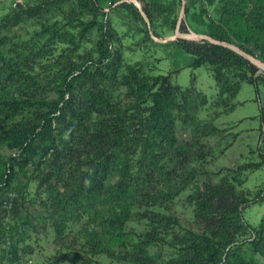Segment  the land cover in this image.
Wrapping results in <instances>:
<instances>
[{"label": "rangeland", "instance_id": "374dc122", "mask_svg": "<svg viewBox=\"0 0 264 264\" xmlns=\"http://www.w3.org/2000/svg\"><path fill=\"white\" fill-rule=\"evenodd\" d=\"M97 2L91 9L89 0H0V132L34 119L30 109L13 114L4 101L57 98L61 73L81 56L96 61L106 30L109 51L121 64L105 81L124 109L134 101L125 83L129 68L144 78L169 75L179 87L173 123L157 132L162 155L152 168L135 167L136 196L113 202L81 196L78 202L60 195L62 182L40 185V155L22 168L21 160L12 162L18 148L0 144V264L168 262L207 221L198 218L197 193L210 184L234 187L249 200L242 209L245 222L256 228L264 223V165L243 168L264 155V66L228 46L245 53L248 48L264 64V0ZM182 20L186 33L179 29ZM78 21H95L85 38ZM204 40L237 52L257 72L231 60L220 74L217 65L191 68L195 56L187 49L197 51ZM253 77L259 94L247 82ZM120 179L116 174L109 184ZM116 213L126 216L123 226ZM164 217L174 220L169 224ZM248 233L241 237V254L250 264H264Z\"/></svg>", "mask_w": 264, "mask_h": 264}, {"label": "trees", "instance_id": "16d2710c", "mask_svg": "<svg viewBox=\"0 0 264 264\" xmlns=\"http://www.w3.org/2000/svg\"><path fill=\"white\" fill-rule=\"evenodd\" d=\"M89 1L91 9L98 7L97 0ZM78 22L82 27L81 38L95 27V21ZM179 29L188 32L184 20ZM71 36L74 41V35ZM111 40L105 30L96 61L81 56L82 62H72L67 72L61 73L57 98L12 99L2 103L13 114L30 109L34 115L32 121L17 123L12 129L0 132V144L19 150L12 162L21 160L24 168L40 155L37 165V170L43 172L40 185L62 182L65 190L60 195L78 202L81 196H104L112 202L136 196L135 167L152 168L164 148L157 132L161 126L173 123L171 112L179 87L171 84L169 75L144 78L140 71L129 68L125 83L132 90L133 105L124 109L115 101L105 80L112 71L117 72L121 58L109 51ZM187 51L195 56L190 65L193 69L206 64L217 65L220 74L231 60L228 64L241 65L253 75L258 70L232 49L206 40L198 45L197 51L190 48ZM245 51L255 55L248 48ZM247 82L255 86L259 94V79L253 77ZM261 110L264 125V110ZM263 165L264 155H261V161L248 163L243 168L259 169ZM116 174L121 177L118 185L109 184ZM52 196H55L53 192ZM248 201L234 187L210 184L200 189L197 215L207 220L201 232L195 233L193 243L181 248L175 258L156 264H250L240 252L241 237L248 232L247 242L253 252L264 257V223L259 228L253 227L242 215ZM260 201L264 203V190ZM127 210L130 213L131 207ZM117 216L118 213L116 220L123 226L126 216L124 219L123 215ZM164 220L170 224L174 219L164 217Z\"/></svg>", "mask_w": 264, "mask_h": 264}, {"label": "water", "instance_id": "95a60500", "mask_svg": "<svg viewBox=\"0 0 264 264\" xmlns=\"http://www.w3.org/2000/svg\"><path fill=\"white\" fill-rule=\"evenodd\" d=\"M180 23H181V21L179 22V25H180ZM178 34L181 35L180 32H178ZM228 46H230L231 48L235 49L236 51L242 53V54L245 55L247 58H249L250 60L254 61L255 63H257V64L261 67V65L259 64L261 61L257 60V59H256L255 57H253L252 55H250V54H248V53H245V52L241 51V50H240L239 48H237L236 46H233V45H228ZM261 68H262V67H261ZM263 69H264V68H263Z\"/></svg>", "mask_w": 264, "mask_h": 264}, {"label": "bare ground", "instance_id": "6f19581e", "mask_svg": "<svg viewBox=\"0 0 264 264\" xmlns=\"http://www.w3.org/2000/svg\"><path fill=\"white\" fill-rule=\"evenodd\" d=\"M259 64H261V65H263V66H264V64H263L262 62H260Z\"/></svg>", "mask_w": 264, "mask_h": 264}]
</instances>
